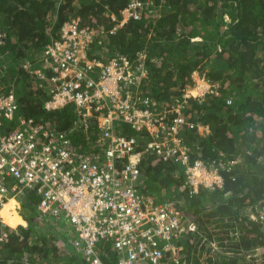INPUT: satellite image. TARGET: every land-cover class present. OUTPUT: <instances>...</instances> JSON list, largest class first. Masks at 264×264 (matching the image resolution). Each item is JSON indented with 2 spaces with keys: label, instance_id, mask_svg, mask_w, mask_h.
I'll return each instance as SVG.
<instances>
[{
  "label": "trees",
  "instance_id": "16d2710c",
  "mask_svg": "<svg viewBox=\"0 0 264 264\" xmlns=\"http://www.w3.org/2000/svg\"><path fill=\"white\" fill-rule=\"evenodd\" d=\"M127 1L0 0V81L14 86L17 103L13 120H1L0 134L21 115L35 125L44 123L66 132L73 151L94 152L86 138L96 140L99 128L90 125L83 130L81 122L75 124L81 116L74 102L46 110L47 83L31 74L40 65L44 46L72 19L79 18L80 25L99 32L87 50L89 59L125 58L138 73H146L137 75L133 88L150 97L157 108L180 98L186 86L192 87L191 73L196 71L210 83V91L187 100L182 115L190 127L180 125L177 136L188 147L190 163L201 159L212 165L222 185L199 184L190 194L188 185L183 186L180 165L147 149L146 135L122 124L123 134L146 137V143L136 146L143 174L140 192L154 201H173L179 214L198 225V230L178 234L175 245L181 247L184 259L177 264H264V229L248 215L264 207V0H142L146 4L139 18H130L110 33ZM198 125L208 131L199 133ZM38 199L26 191L20 201L19 215L27 227L0 223V264H89L81 255L84 244H75V223L60 216L40 227ZM213 221L219 230L208 232ZM200 224L209 242L220 241L219 251L203 260L199 257L206 253L207 241L200 242ZM228 227L231 237L223 229ZM257 248L260 261L246 257ZM95 251L103 264L115 263L109 239L96 243Z\"/></svg>",
  "mask_w": 264,
  "mask_h": 264
},
{
  "label": "built area",
  "instance_id": "2783aa9c",
  "mask_svg": "<svg viewBox=\"0 0 264 264\" xmlns=\"http://www.w3.org/2000/svg\"><path fill=\"white\" fill-rule=\"evenodd\" d=\"M145 4L128 0L120 10L118 26L139 18ZM96 34L88 25H80L79 18L64 22L58 37L44 46L40 67L31 73L47 83L46 110L74 102L82 108L83 124L90 117L96 120L98 152L73 151L66 132L16 116L14 126L0 134V205L8 197L21 200L26 191L33 192L39 198L38 218L63 216L75 223V244H84L81 255L89 264H103L95 245L104 239L116 252L114 264L177 263L182 256L181 247L175 245L178 234L195 230L196 224L179 214L173 201L155 203L141 194V152L136 146L147 137V149L164 160L173 158L183 169V186L188 185L190 194L197 192L199 184L221 186L212 165L201 159L190 163L188 147L177 136L180 125L190 127L182 115L187 100L202 98L210 85L192 75L195 92L186 86L182 98L173 97L157 108L150 97L133 88L137 75L143 74L137 66L132 68L125 58L87 57ZM16 110L13 86L7 90L0 86V124L2 119L13 120ZM122 124L146 137L123 134ZM210 173L217 178H209ZM258 220L264 227V209Z\"/></svg>",
  "mask_w": 264,
  "mask_h": 264
},
{
  "label": "rangeland",
  "instance_id": "374dc122",
  "mask_svg": "<svg viewBox=\"0 0 264 264\" xmlns=\"http://www.w3.org/2000/svg\"><path fill=\"white\" fill-rule=\"evenodd\" d=\"M224 19L225 20H227L228 19V17L226 16V15H224ZM145 72H143V76H145ZM206 83L208 84V81H206ZM1 85H3L2 83H1ZM209 85H210V83H209ZM195 87H196V84H195V86L193 85L192 87H191V90L193 91V92H195L196 90H195ZM210 87V86H209ZM207 132L208 131V128L207 127H204V126H202V125H200L199 126V128H198V132L199 133H203V132ZM209 175V178H213V179H215V178H217V176H215L214 174H208ZM211 181V180H210ZM213 181V180H212ZM7 202V201H6ZM5 202V203H6ZM15 202V201H14ZM4 202L2 203V205H1V207H0V210H1V208L3 207V205L5 204ZM19 210H20V205H19V202H15V204L13 205V211L17 214V215H19ZM250 210V209H249ZM248 210V211H249ZM19 216H21V215H19ZM0 221L4 224V225H6L7 227H10V228H13V227H11V226H9V225H7V224H5L3 221H2V218L0 217ZM41 222H40V224H41V226L40 227H43V228H45V226H44V223L45 222H48V223H53L54 221H55V219L54 218H47V219H41L40 220ZM26 222V221H25ZM216 224H218L217 222H210V223H208V225H209V227H210V229H209V231L208 232H211V231H218L219 230V228H217L216 227ZM198 225H195V227H197ZM200 226V232L202 233V238L204 239L203 241L204 242H206L207 241V243L204 245V250H205V255H202L201 256V260H203V259H205V258H207V257H205L206 255L208 256V257H210L211 256V254L215 251V250H217V251H219V249H218V247L217 246H212V244L213 243H209V240L207 239V235H205V229L204 228H202V226H201V224L199 225ZM198 228V227H197ZM221 229V228H220ZM223 229H226V228H223ZM198 230V229H197ZM207 231V230H206ZM236 233V232H235ZM223 234V233H222ZM228 235H231V234H228ZM213 236H214V234H213ZM212 241V240H211ZM203 242V243H204ZM213 249H215V250H213ZM258 252V250H256L255 251V253H257ZM210 255V256H209ZM204 257V258H203Z\"/></svg>",
  "mask_w": 264,
  "mask_h": 264
},
{
  "label": "clouds",
  "instance_id": "9594fccd",
  "mask_svg": "<svg viewBox=\"0 0 264 264\" xmlns=\"http://www.w3.org/2000/svg\"><path fill=\"white\" fill-rule=\"evenodd\" d=\"M126 5V4H125ZM121 10V9H120ZM120 12V11H119ZM112 16V15H111ZM115 17H113V19H114ZM119 21V18L116 20V23H115V25L113 26V27H119L118 26V22ZM112 27V28H113ZM111 28V29H112ZM110 29V30H111ZM96 30V29H95ZM100 31L102 32V30L100 29ZM99 32H98V30H97V34H98ZM0 34H1V36H0V40H1V38L3 37V34H2V32L0 31ZM38 67H40V65L39 66H37L36 68H38ZM35 69V68H34ZM33 69V70H34ZM32 74V73H31ZM33 75V74H32ZM192 75H195V77L197 76V77H199V78H201V77H203L204 78V76L203 75H199L196 71L195 72H192L191 73V76ZM34 76V75H33ZM35 77V76H34ZM35 79H37L36 77H35ZM192 80H193V78H192ZM204 80L206 81V79L204 78ZM42 81V80H41ZM194 81V80H193ZM1 81H0V86L4 89V90H7V87L8 86H5L4 84L3 85H1ZM13 88H14V86H13ZM46 88V91H47V93H49V90H48V87L46 86L45 87ZM49 95V94H48ZM16 99V98H15ZM46 101V100H45ZM229 102V101H228ZM17 104V103H16ZM75 104V103H74ZM44 105V104H43ZM76 105V104H75ZM76 108H77V110H78V115H79V113H80V116H81V120H80V122L83 124V118H82V115H81V112H82V108H78V106L76 105ZM17 111V110H16ZM16 112H14V114H15ZM92 117H90V118H88L86 121L88 122L89 121V119H91ZM5 120V119H4ZM8 121V120H7ZM199 126L200 125H198V127H197V131H198V128H199ZM204 127H206V126H204ZM99 128V127H98ZM100 132V131H99ZM94 141H96V140H94ZM35 195V194H34ZM25 197V196H24ZM11 199H13V201H15V202H19V205H21L20 204V201L22 200H20V199H18V198H16V197H8L7 199H5L3 202L5 203L6 201H9V200H11ZM2 202V203H3ZM2 205V204H1ZM1 205H0V207H1ZM35 209H36V205H35ZM257 209V210H256ZM255 210H256V212L254 213V211L253 212H249L248 213V215H249V217H251V218H253L255 221H258L259 223H261L262 224V222L261 221H259L258 220V215H259V212L262 210V209H264V207H262V208H256ZM36 213H37V211H36ZM41 219H43V217H40V218H38V214H37V220L38 221H40ZM45 219H47V218H45ZM51 219V218H50ZM0 223L2 224V225H4L1 221H0ZM9 224H10V226L11 227H13V228H15L17 225H23L24 227H27V224H26V222H25V220H23V219H21V218H16L15 220H12V221H9ZM196 224V223H195ZM6 226V225H5ZM262 226H263V224H262ZM10 228V227H9ZM196 229H198L197 227H196ZM195 229V230H196ZM263 229H264V227H263ZM198 233H199V231H198ZM180 247V246H179ZM252 250H258V248L257 249H252ZM252 250H250V251H252ZM181 257H180V259L178 260V262L181 260V259H184V254L183 253H181ZM177 262V263H178ZM170 262H169V260L166 262V264H169ZM173 263H175V262H173ZM177 263H175V264H177Z\"/></svg>",
  "mask_w": 264,
  "mask_h": 264
},
{
  "label": "crops",
  "instance_id": "0c3cea01",
  "mask_svg": "<svg viewBox=\"0 0 264 264\" xmlns=\"http://www.w3.org/2000/svg\"><path fill=\"white\" fill-rule=\"evenodd\" d=\"M78 123H80V121H75V124L77 125ZM90 125H95V127H97V125H96V120L95 119H89V121L87 122V123H85V124H83V130H88L89 128H90ZM74 126V125H73ZM128 135V134H127ZM86 143L87 144H92V146H91V148L92 149H94V152L93 153H96V152H98V148L97 147H95V144H96V141H94V140H92L90 137L88 138H86ZM80 153H82V154H85V153H83V152H80ZM143 175V174H142ZM142 179H143V177H142ZM142 179H141V182H142ZM144 196H146V195H144ZM147 197H149V196H147ZM149 198H151V197H149ZM152 200H153V198H151ZM11 200H13V199H11ZM154 201V200H153ZM165 200H163V201H160V200H155L154 202L155 203H158V202H164ZM166 201H168V200H166ZM168 202H170V201H168ZM37 204V203H36ZM19 216V215H18ZM21 219H22V217L21 216H19ZM201 220L202 221H206V218L202 215V218H201ZM227 223H229L230 224V220H228L227 219ZM230 227V226H229ZM226 228L225 229V231H227V230H229L228 231V233H227V235L228 234H231V235H228V237H231L232 236V227L231 228ZM225 233V232H224ZM235 235H236V233L235 232H233ZM201 237H202V235H201ZM204 239L203 238H201L200 239V242H201V244L204 242L203 241ZM211 243H213L212 244V246H217L218 247V249L220 248V241H218L217 239H212V241H210ZM209 242V243H210ZM231 242V241H230ZM222 243L223 244H227L228 242L227 241H225V239L222 241ZM213 250H215V249H213ZM216 251V250H215ZM205 255V254H204ZM201 256L202 255H200V257H199V259H201ZM210 256V255H209ZM205 257H208L207 255L205 256ZM246 257L247 258H250V257H252V258H255L256 259V261H260L261 260V253H260V250L258 249V252L257 253H255V250H252V251H249L248 252V254L246 255ZM204 258V257H203Z\"/></svg>",
  "mask_w": 264,
  "mask_h": 264
},
{
  "label": "bare ground",
  "instance_id": "6f19581e",
  "mask_svg": "<svg viewBox=\"0 0 264 264\" xmlns=\"http://www.w3.org/2000/svg\"><path fill=\"white\" fill-rule=\"evenodd\" d=\"M14 204L15 202L13 200H9L3 205L0 210V217L2 218V221L7 224H9V221L19 218L18 215L13 211Z\"/></svg>",
  "mask_w": 264,
  "mask_h": 264
}]
</instances>
